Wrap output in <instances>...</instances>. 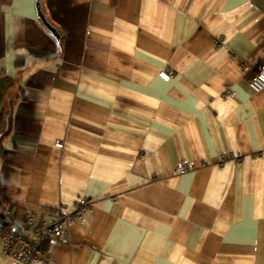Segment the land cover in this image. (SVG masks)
I'll return each instance as SVG.
<instances>
[{
    "label": "crops",
    "instance_id": "obj_1",
    "mask_svg": "<svg viewBox=\"0 0 264 264\" xmlns=\"http://www.w3.org/2000/svg\"><path fill=\"white\" fill-rule=\"evenodd\" d=\"M35 1L0 0V203L92 201L36 264H264V0H42L57 38Z\"/></svg>",
    "mask_w": 264,
    "mask_h": 264
},
{
    "label": "built area",
    "instance_id": "obj_2",
    "mask_svg": "<svg viewBox=\"0 0 264 264\" xmlns=\"http://www.w3.org/2000/svg\"><path fill=\"white\" fill-rule=\"evenodd\" d=\"M172 70L165 68L158 72V76L168 81L172 76ZM248 86L253 92L264 89V60H262L255 73L248 80ZM231 90L227 89V94ZM193 167V162L180 160L174 168V173L183 172ZM72 210L65 212L61 209L49 210V219L40 225H35L33 218L29 217L23 222L26 231H19L13 227H0V254L8 255L12 264H35L40 259H47L48 253L45 242L48 239H57L67 242V228L74 222H84L85 215L92 210V201L86 197H77L72 201ZM0 209L4 214L12 218L9 210L0 203Z\"/></svg>",
    "mask_w": 264,
    "mask_h": 264
},
{
    "label": "trees",
    "instance_id": "obj_3",
    "mask_svg": "<svg viewBox=\"0 0 264 264\" xmlns=\"http://www.w3.org/2000/svg\"><path fill=\"white\" fill-rule=\"evenodd\" d=\"M13 80L9 76H0V140L10 127V107L4 102L6 91L12 86Z\"/></svg>",
    "mask_w": 264,
    "mask_h": 264
},
{
    "label": "water",
    "instance_id": "obj_4",
    "mask_svg": "<svg viewBox=\"0 0 264 264\" xmlns=\"http://www.w3.org/2000/svg\"><path fill=\"white\" fill-rule=\"evenodd\" d=\"M41 1L42 0H36L35 1V7L37 10V14L40 17V19L42 20V22L44 23V25L50 30V32L57 38L59 37V34H57L55 28H53L45 19V16L43 15L42 11H41ZM10 219L4 214V212L0 209V227H5L8 226L10 224ZM11 225L14 228L20 229V225L16 222H12Z\"/></svg>",
    "mask_w": 264,
    "mask_h": 264
},
{
    "label": "rangeland",
    "instance_id": "obj_5",
    "mask_svg": "<svg viewBox=\"0 0 264 264\" xmlns=\"http://www.w3.org/2000/svg\"><path fill=\"white\" fill-rule=\"evenodd\" d=\"M9 218V217H8ZM10 219V218H9ZM12 220L10 219V222H11ZM7 227H13L12 225H11V223L8 225V226H5V227H1V228H7ZM14 228V227H13ZM15 229H17V228H15ZM17 230H19V229H17ZM20 231V230H19ZM2 255H4V254H2ZM8 256V255H7ZM40 261H42L41 259L38 261V262H40ZM37 263V262H36ZM35 263V264H36Z\"/></svg>",
    "mask_w": 264,
    "mask_h": 264
}]
</instances>
